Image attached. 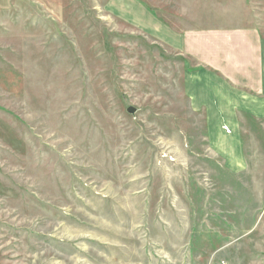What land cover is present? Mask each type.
Segmentation results:
<instances>
[{
    "label": "rangeland",
    "instance_id": "rangeland-1",
    "mask_svg": "<svg viewBox=\"0 0 264 264\" xmlns=\"http://www.w3.org/2000/svg\"><path fill=\"white\" fill-rule=\"evenodd\" d=\"M108 1L0 6V264H264V122L242 119L231 172L190 64ZM139 1L198 8L165 20L181 29H264V0Z\"/></svg>",
    "mask_w": 264,
    "mask_h": 264
},
{
    "label": "crops",
    "instance_id": "crops-1",
    "mask_svg": "<svg viewBox=\"0 0 264 264\" xmlns=\"http://www.w3.org/2000/svg\"><path fill=\"white\" fill-rule=\"evenodd\" d=\"M12 0H0V6ZM139 0H109L108 11L184 58V93L195 113L205 116L208 144L231 172H241L246 157L241 134L243 118L264 122V29L252 18L243 25L181 29ZM213 11H211L212 13ZM214 13V12H213ZM213 17V15H211Z\"/></svg>",
    "mask_w": 264,
    "mask_h": 264
},
{
    "label": "water",
    "instance_id": "water-1",
    "mask_svg": "<svg viewBox=\"0 0 264 264\" xmlns=\"http://www.w3.org/2000/svg\"><path fill=\"white\" fill-rule=\"evenodd\" d=\"M127 112H128L129 114H134V113H135V110H134L133 108H129V109L127 110Z\"/></svg>",
    "mask_w": 264,
    "mask_h": 264
}]
</instances>
